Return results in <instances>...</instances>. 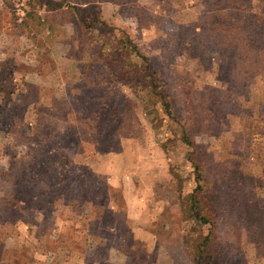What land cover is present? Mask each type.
<instances>
[{"label":"rangeland","instance_id":"1","mask_svg":"<svg viewBox=\"0 0 264 264\" xmlns=\"http://www.w3.org/2000/svg\"><path fill=\"white\" fill-rule=\"evenodd\" d=\"M10 1L0 16V61L8 65L0 75V264H195L210 228L220 264H264L263 66L254 56L255 75L238 87L186 49V32L207 29L203 17L225 2L27 0L18 20ZM240 2L264 15V0H234L238 12ZM126 36L139 48L128 59L144 70L149 62L178 119L152 89L113 85L114 96L119 90L133 102L137 134L102 153L93 114L76 98L78 61L89 51L106 56ZM189 110L198 115L190 133L203 154L204 194L214 179L213 225L192 215L200 164L182 131ZM99 122L112 131L113 122Z\"/></svg>","mask_w":264,"mask_h":264},{"label":"trees","instance_id":"2","mask_svg":"<svg viewBox=\"0 0 264 264\" xmlns=\"http://www.w3.org/2000/svg\"><path fill=\"white\" fill-rule=\"evenodd\" d=\"M223 1L225 3L222 9L203 17V20L205 19L209 23L206 24L208 28L205 29L203 27L202 32H194L193 35L186 32L187 44L184 43L183 45H187L186 49L198 61V64L202 65L206 59L207 62L214 65L217 71L222 70L226 78H230L232 81L240 84L238 86L240 87L245 84L247 85L245 80L247 81L255 75L254 56L259 57L264 72V15H250L248 10L243 7L244 2L239 3V6L241 5L243 8L242 12H238L239 10L233 4L234 0ZM262 11L264 12V10ZM254 12H257V10H254ZM138 50L139 48L135 42L126 36L125 42L121 43L117 48H112L106 56L101 50L97 51V54L89 51L90 55L86 60L87 62L84 60L80 62V59L78 61L81 71L80 78L83 82L79 86L76 98H79L83 107L88 108L87 110L93 114V127L95 128H92V141L99 152L104 153L116 149V140L120 137H129L132 133H136L135 126L133 125L134 122L129 118V112L133 111V102L128 99L127 94H122L119 90H114L116 94L114 96L111 91L113 85L118 83L124 84L135 93L145 89H152V91H155L163 98L167 114L173 116V118L175 117L172 110V106L175 104L168 100L167 93L161 91L160 83L154 73H149V62L146 61L144 70L140 65L131 63L128 59L134 51L138 53ZM221 52L224 55V59L222 62L215 64L211 59L218 54L221 55ZM98 62L103 63L106 68L105 74L94 72L98 68ZM7 66L6 62L0 61V75L7 69ZM228 89L230 87H226V90ZM215 104L219 106L218 103ZM185 110L188 109L185 108ZM187 113L190 114L191 110ZM219 114L222 118L225 117L224 111H220ZM191 116V119L185 118V121H183L182 131L187 136L189 144L193 147L191 161L196 164L198 162L201 165H198L199 167L196 168L199 182L191 193L192 215L200 222L211 223L213 225L214 221L212 217L217 213L212 200L214 179L211 178L212 180L210 181L211 183L213 182L211 184L212 187L204 194L203 191L207 187L202 183L204 166L198 158L203 154L198 150L195 141L193 142L190 133V126L191 124L196 125L198 115L191 113ZM104 118L106 121L113 122V129L109 133L107 132L108 130L104 133L100 127L102 122L99 121H102ZM175 118L178 119V117ZM196 151L198 152V156ZM193 154L196 155V158L193 157ZM15 169L18 170L17 175L20 176L23 173L21 167L18 169V166H15ZM243 181L245 180L243 179ZM21 183H24V181ZM213 229L210 228L204 238L197 242V250L193 254L195 264L221 263L218 260L220 256L216 251V237Z\"/></svg>","mask_w":264,"mask_h":264},{"label":"built area","instance_id":"3","mask_svg":"<svg viewBox=\"0 0 264 264\" xmlns=\"http://www.w3.org/2000/svg\"><path fill=\"white\" fill-rule=\"evenodd\" d=\"M15 11L18 20H23L28 11V1L27 0H15Z\"/></svg>","mask_w":264,"mask_h":264},{"label":"crops","instance_id":"4","mask_svg":"<svg viewBox=\"0 0 264 264\" xmlns=\"http://www.w3.org/2000/svg\"><path fill=\"white\" fill-rule=\"evenodd\" d=\"M11 3L10 0H0V16L3 14V12H8V9H7V6H10L9 4ZM55 10H52V11H49L48 13L52 16H55L54 14L56 12H54ZM8 26H1L2 29V33L1 34H7L6 33V29H7ZM8 35V34H7Z\"/></svg>","mask_w":264,"mask_h":264}]
</instances>
